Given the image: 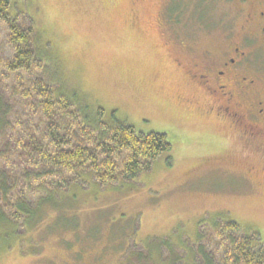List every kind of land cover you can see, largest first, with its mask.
Masks as SVG:
<instances>
[{
  "label": "rangeland",
  "instance_id": "374dc122",
  "mask_svg": "<svg viewBox=\"0 0 264 264\" xmlns=\"http://www.w3.org/2000/svg\"><path fill=\"white\" fill-rule=\"evenodd\" d=\"M13 2L49 42L69 90L106 118L114 113L139 132L165 134L172 151L130 183L73 188L59 212H49L64 215V228L46 232L48 221L23 237L22 248L16 240L0 252V264H200L196 248L206 247L217 220L236 222L264 245V160L221 155L217 126L184 110L182 72L165 57L171 32L156 27L157 0ZM177 17L178 34H191L197 50L224 43L190 14ZM233 17L226 15L233 25L243 22ZM256 56L264 73V50Z\"/></svg>",
  "mask_w": 264,
  "mask_h": 264
},
{
  "label": "trees",
  "instance_id": "16d2710c",
  "mask_svg": "<svg viewBox=\"0 0 264 264\" xmlns=\"http://www.w3.org/2000/svg\"><path fill=\"white\" fill-rule=\"evenodd\" d=\"M14 10L13 0H0V252L16 240L22 248L23 237L50 220L46 232L63 229L64 215L52 219L49 212H59L73 188L130 183L172 151L165 134L92 111L68 89L32 16ZM210 228L206 247L196 248L200 264H264L256 233L231 220Z\"/></svg>",
  "mask_w": 264,
  "mask_h": 264
},
{
  "label": "flooded vegetation",
  "instance_id": "af4514ba",
  "mask_svg": "<svg viewBox=\"0 0 264 264\" xmlns=\"http://www.w3.org/2000/svg\"><path fill=\"white\" fill-rule=\"evenodd\" d=\"M157 2V30L167 27L171 32L165 57L182 72L185 92L177 99L190 108L184 110L197 112L202 122L211 120L217 126L224 143L221 155L244 154L264 160V73L255 65L257 52L264 50V0ZM184 13L201 21L204 32L212 30L224 43L201 50L189 45L191 34L183 37L176 30L177 16ZM231 13L233 19H242L239 26L227 21Z\"/></svg>",
  "mask_w": 264,
  "mask_h": 264
}]
</instances>
